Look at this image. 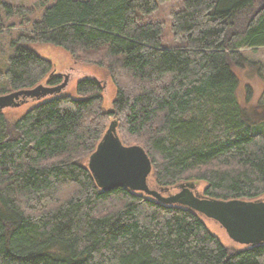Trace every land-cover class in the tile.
Listing matches in <instances>:
<instances>
[{
  "label": "trees",
  "instance_id": "obj_1",
  "mask_svg": "<svg viewBox=\"0 0 264 264\" xmlns=\"http://www.w3.org/2000/svg\"><path fill=\"white\" fill-rule=\"evenodd\" d=\"M156 1L54 0L20 21L30 29L11 41L1 108L59 83L40 43L105 71L114 95L105 104L90 75L14 119L0 109V264H264V243L226 246L196 212L103 191L86 166L115 122L148 155L155 188L195 180L206 198L264 196V102L247 78L257 62L240 51L264 47V0H181L172 46L148 19Z\"/></svg>",
  "mask_w": 264,
  "mask_h": 264
},
{
  "label": "water",
  "instance_id": "obj_2",
  "mask_svg": "<svg viewBox=\"0 0 264 264\" xmlns=\"http://www.w3.org/2000/svg\"><path fill=\"white\" fill-rule=\"evenodd\" d=\"M23 96L8 95L10 103ZM1 108V107H0ZM86 166L97 186L103 191L124 187L144 193L157 201L188 208L202 217L214 220L237 244L253 246L264 243V199L217 200L203 197L198 181H185L173 187H150L151 162L144 149L136 144L123 145L111 122L87 159Z\"/></svg>",
  "mask_w": 264,
  "mask_h": 264
},
{
  "label": "rangeland",
  "instance_id": "obj_3",
  "mask_svg": "<svg viewBox=\"0 0 264 264\" xmlns=\"http://www.w3.org/2000/svg\"><path fill=\"white\" fill-rule=\"evenodd\" d=\"M53 1L54 0H0V18L3 20L4 26H6L5 29H0V72H4L6 70L9 57L15 53V45L17 43L12 44L11 41L18 37L20 31H26L30 29L27 24L21 23L30 17H38L43 10V5H48ZM181 5V0L156 1V8L148 16L150 21L160 23L162 27L163 41L165 43L164 45H175L174 41L172 40L170 21L172 13L179 10ZM6 6L12 7V14L7 13ZM7 25L14 26L8 27ZM35 46L42 55L51 61L53 65V73L60 76V81L57 84H62H56V86L52 85L51 87H47V92L43 95H37V97H32L29 95L20 96L18 99L13 100V102L17 103V105H6L0 108L3 109L4 113L10 119H14L16 116L21 115L32 104L44 99L66 93L74 94L75 84L78 79L90 75L101 80L103 93L105 96V104L108 105V102L111 101L114 95V86L112 85L110 78L105 71L100 68H96L92 64L82 65L80 63L73 62L70 55L61 47L41 43ZM240 51L247 59L257 62L255 67L252 68L250 77L247 78H250L249 85L252 87V101H254L256 104L264 102V47L243 49ZM149 185L150 187L152 186L151 181H149ZM197 191H202V184L200 182L197 186ZM258 199H264V196ZM202 220L205 222L209 231L216 235L224 245L235 247L244 246L232 241L227 236L224 229L214 220L207 219L205 217H202Z\"/></svg>",
  "mask_w": 264,
  "mask_h": 264
}]
</instances>
